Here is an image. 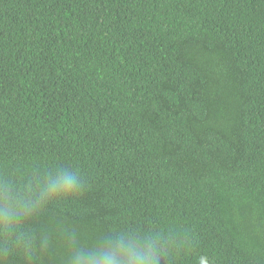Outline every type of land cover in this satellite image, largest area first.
Here are the masks:
<instances>
[{"label":"trees","instance_id":"16d2710c","mask_svg":"<svg viewBox=\"0 0 264 264\" xmlns=\"http://www.w3.org/2000/svg\"><path fill=\"white\" fill-rule=\"evenodd\" d=\"M65 168L83 194L34 231L165 227L160 264H264V0H0V176Z\"/></svg>","mask_w":264,"mask_h":264},{"label":"clouds","instance_id":"9594fccd","mask_svg":"<svg viewBox=\"0 0 264 264\" xmlns=\"http://www.w3.org/2000/svg\"><path fill=\"white\" fill-rule=\"evenodd\" d=\"M79 169H47L31 177L0 176V264L20 255L27 264L45 257L54 243L64 250L66 264H160L161 258L180 246L179 237L161 227L148 233L119 232L100 237L83 247L79 233L70 227L34 231L32 223L56 203H69L83 194Z\"/></svg>","mask_w":264,"mask_h":264}]
</instances>
